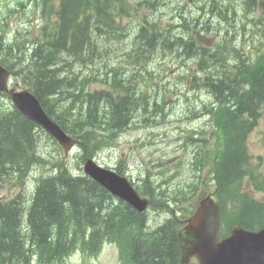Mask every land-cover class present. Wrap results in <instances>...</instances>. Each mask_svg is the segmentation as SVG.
Returning a JSON list of instances; mask_svg holds the SVG:
<instances>
[{
  "label": "trees",
  "instance_id": "trees-1",
  "mask_svg": "<svg viewBox=\"0 0 264 264\" xmlns=\"http://www.w3.org/2000/svg\"><path fill=\"white\" fill-rule=\"evenodd\" d=\"M247 1L249 2L248 4L252 2V0ZM120 2L126 4V0H120ZM118 9L119 3H116V0H65L60 16L62 27L53 40L48 55L43 54L42 56L41 53L36 58L35 56L39 48L35 46H33L32 50L24 53L28 54L30 58H35V63L28 72V81L33 93L49 114L54 113L57 115L60 123L65 122L67 124L70 112L67 109L47 106V100L54 97V94H58L59 96L61 91L66 93L74 92L71 96L72 105H78L81 99L87 96L82 92L81 87L70 83L73 79L72 76H62L61 79L59 78L62 74L64 75L62 69L63 71L68 70L70 72V69L74 65H76L77 69H80L84 65L87 60H79L76 52L79 47L86 44L90 48L94 47L90 43V38H92V20L95 23L93 30L95 38L96 31L102 30V28L104 33L110 34L111 30L108 25V19L112 15L118 14L119 11H116ZM72 34V55L74 56L69 60H64L61 56L56 58L54 54H61L63 52L62 47L66 46ZM142 37L146 40L148 38L152 45L158 43V38L149 32H144ZM204 58L205 56H203ZM58 60L66 62V65L61 64L60 66ZM71 71L74 72L75 70L72 68ZM241 71V77L244 79L242 81H238L239 77L237 74L232 77L227 74L231 78L221 75L220 82L213 83V81H210L211 84L208 85L214 100L232 101L231 110H228V113L224 116V125L232 150L229 152L226 160L223 161L219 188L223 191V197L231 196L233 199L236 197L234 181L245 170L243 156L233 154L237 147L236 137L245 134L247 128L254 127L260 115L264 116V102L261 101V97L264 96V64H261L256 71ZM119 88L121 91L126 92L123 84H120ZM239 90L245 91L247 94L242 92L240 96L235 97V92L237 91L238 93ZM76 94H78L80 101L76 99ZM100 101V98H95L91 102L93 105H98V103H101ZM138 101L139 99L133 100L125 106L127 102L121 100L120 104L115 105L117 122L114 121V123L110 124L112 126L108 125L107 127L111 134L117 133V131H120L126 125L127 119H124L125 116H121V112L128 115L131 109L138 104ZM89 116L90 118L85 117L82 120L84 123L74 127L75 133H80L87 128L99 127L97 120L101 117L93 116L92 114ZM121 119L124 122H120ZM99 130L100 132L105 131L101 127ZM32 133L33 126L22 121L17 114L12 121H6L3 129L0 131V176L25 173L31 166V153L38 146ZM95 133H98V131ZM86 140L88 142L91 141L89 136L86 137ZM241 161L244 167H242L240 172L238 170L240 169L239 165H242ZM67 176L58 173L37 184L35 193L30 200L31 208L28 211L27 230L19 224L20 215L18 207L13 214L10 213L7 218L1 219L2 229L0 230V237L2 234V239L0 251H2L4 256L10 257L11 255H18L24 252L25 243L27 242L28 248L34 251L40 250V258L44 257L45 261H60L76 244L83 242V231H86L88 227L94 226L89 233L90 238L88 243L98 237L100 232L96 228L100 224H96L105 218L104 216H100L102 208L99 204L107 198L105 192L88 181L79 180L77 182L73 180L74 178L71 177L70 173ZM160 193L163 194L164 192ZM176 193H174L175 196ZM154 195L151 189L149 197L153 199ZM262 207L264 209V206ZM125 211L131 218L128 225L134 222L140 225L143 224V218L136 216L137 214L132 212L130 208L127 207ZM244 213L254 223L263 217L264 214L261 211H255L251 207L245 209ZM254 216L258 217L252 220L251 218ZM71 228L74 229L73 235L69 234ZM21 231L28 235L22 236ZM77 232H79L78 237ZM57 234L61 235V237L52 240V236L55 237ZM158 235L160 238L151 246H146L144 243L139 244V262L143 260L146 263L152 261V264H178L176 234L170 230L169 222L158 228ZM23 237L27 241H24ZM159 241L163 244L162 249L160 251L155 249L152 253L148 254Z\"/></svg>",
  "mask_w": 264,
  "mask_h": 264
},
{
  "label": "rangeland",
  "instance_id": "rangeland-1",
  "mask_svg": "<svg viewBox=\"0 0 264 264\" xmlns=\"http://www.w3.org/2000/svg\"><path fill=\"white\" fill-rule=\"evenodd\" d=\"M177 2L178 0H155L156 4L158 5V10L155 13L152 12H146L144 13L146 15V18L148 20L154 19L159 20L161 17V24L167 25V23L173 21V24H182L183 21L176 16V8L179 6V4L176 3H167V2ZM127 3V0H126ZM250 5V4H249ZM172 19V20H171ZM187 19V18H186ZM189 21L187 20L184 24H182L183 28L189 27ZM94 26L95 23L91 22V29H92V43L94 45L95 43V36L93 35L94 32ZM103 30V28H102ZM177 35H182L184 38H186L188 31L183 29H175ZM226 32L230 33L229 35H237L240 31L237 30L236 26L233 23H230L226 27ZM33 45L30 44H24L21 48L23 53H26L30 50H32ZM240 48V46H239ZM261 53L263 52V47L261 48ZM214 60V61H213ZM124 61V57L120 58V62ZM204 61L210 65V69H214L217 65L216 63L219 62V60L213 58L209 59L208 56H205ZM208 61V62H207ZM217 61V62H215ZM93 67V62L90 60H87L84 65L79 69L76 68V65L72 67L75 71L72 72V68L70 69V72L63 71L64 75L62 74L59 78L65 76V77H75L79 81H84L88 78L89 74L91 73V69ZM165 76L169 77V85L174 90H180L181 85L177 81H173V77H175L179 73L178 66H175L173 64L170 65L168 69H162ZM88 73V74H87ZM242 71L240 70L238 72V81L244 80L243 77H241ZM77 74V75H73ZM221 76H225L226 78H231L227 76V73L225 71H221L219 73ZM229 75V74H228ZM89 79V78H88ZM159 85V84H158ZM164 86V85H162ZM164 88V87H161ZM98 90L99 88H95ZM58 90V89H56ZM187 92V90H185ZM72 93H66L61 91V94L58 96V94H54V97H51V99L47 100V106L49 107H56L61 108L63 106V102L57 100L60 97L63 96H72ZM174 95H172L173 97ZM154 103L157 105L156 110H151L150 106L147 105L145 107V103H141L138 101V104L131 109L129 114L127 115L124 112H121V116H125L124 119H127L125 122V127H122L120 131H124L129 125L130 119L133 118V113L136 109H141L142 111L145 107V109L148 111V113H152L153 117L151 119L153 120V123L156 124L157 128H147L145 131H147L145 134H140L139 131L132 128V130H135L137 132L130 135V137L137 136L139 138V148L133 144L126 143L123 140H120L119 148L118 150L111 151L110 149H106L102 155H100V160L105 165H114L118 162H124L125 165L128 167L130 172L135 176L138 173V162H139V176L142 173V169L145 171L147 169H153V164L155 162L161 161L167 163V165L170 166L171 171L169 173V179L167 180H161L155 183H150L148 185V188L145 189L146 192L149 193L151 188L160 187L165 190V193L163 194H157L154 195V200H161L168 204V198L169 200H172V198L175 196L174 193L179 192L184 189L183 186L186 188V193L191 195L194 199H196L204 190L210 189L213 184L214 180V166H213V158L214 155H208L206 157L205 154H207V151L204 147V144L198 140V138L195 136L190 140V143L192 146L188 147V150L183 146L185 145L186 138H189L194 130V127H196V131L198 133L204 132L207 136L208 132H211L212 129L203 125H199V122H194L192 124H187L184 122V113L189 115V110L184 109L180 106L179 102L174 101L172 102L171 96L166 97V101L170 104L165 103V99L163 100V97L161 94L155 95ZM213 98V94H212ZM214 99V98H213ZM197 103V102H196ZM99 105V103H98ZM124 107V106H123ZM193 107V106H192ZM94 107H92L93 109ZM125 108V107H124ZM167 110L172 114L170 117H168L165 114L163 116V112ZM187 110V111H185ZM89 113V112H88ZM154 113V114H153ZM193 113V112H192ZM149 117V114L148 116ZM260 116L258 119H260ZM257 119V120H258ZM142 121L143 118H139V121ZM140 121V122H141ZM117 122V121H115ZM120 122H124L122 119ZM257 122V121H256ZM161 124V126H159ZM256 124V123H255ZM258 125V126H257ZM257 125L254 127V129L249 133L248 139L246 142L247 147V154L249 157V166H248V172L247 177L243 180L244 184V190L242 191V194L245 195L248 198H252L256 202H264V193L260 192H254L249 186L247 182H250L251 186L253 183H256L258 186L263 185L264 187V120L260 119L257 123ZM112 126V125H110ZM251 127V126H250ZM189 129L190 132L187 133L185 136H183L180 140H177L173 138L174 136H177L179 133H181L182 130ZM32 136L34 140L38 143V147L41 145V150L44 152V157L48 158V154H50L52 157L56 156V153L54 152V148L52 145L47 144L45 141H43V137L41 135H37L36 133H32ZM171 138L163 143L158 144L156 151L158 153L148 152L149 146L145 145L142 146L143 142L150 141L152 139H166ZM189 144V143H188ZM214 148V145L211 146ZM183 148V149H182ZM235 149V148H234ZM38 155H42L38 153ZM68 161L69 165H73V167H76L77 159L74 157V154L69 158ZM185 163H187L185 167ZM41 166H44L42 163H37ZM123 165V163H121ZM239 165V164H238ZM240 169L238 171L241 172V168L244 167V165L240 164ZM242 166V167H241ZM258 166V168H257ZM235 169V168H234ZM245 169V167H244ZM79 168H75L73 171L70 172L71 177L75 178L77 173L79 172ZM39 173H35L33 176L30 175L27 179V185L32 184V180L38 175ZM237 174V173H236ZM13 184L8 183L5 184L3 188L0 189V198L4 200H8L11 198L16 191H18V188H13ZM211 190H206V192H210ZM156 206L159 209L158 218L163 215L162 208L163 206L160 205ZM235 214H229V218H234ZM256 217H252L251 219H255ZM165 220V219H163ZM162 220V221H163ZM161 221V222H162ZM160 222V223H161ZM72 264H80L79 257L76 256L71 260ZM86 264H115L114 257L111 255L109 251H105L99 258V262L95 263L92 262V260H89Z\"/></svg>",
  "mask_w": 264,
  "mask_h": 264
},
{
  "label": "water",
  "instance_id": "water-1",
  "mask_svg": "<svg viewBox=\"0 0 264 264\" xmlns=\"http://www.w3.org/2000/svg\"><path fill=\"white\" fill-rule=\"evenodd\" d=\"M0 90L4 89L5 76L0 75ZM14 99L17 102L19 109L23 114L35 121L36 123L47 129L57 140L64 143V138L62 135L44 118L41 111L37 107V104L26 94L16 95ZM65 150H68L69 146L63 144ZM103 183L105 187L110 189L112 193L118 195L120 198L124 199L126 202L131 204L133 207L141 208L142 202L138 199L136 194L122 181L117 179H105L104 177L97 178ZM203 208L201 213L206 210L208 212L209 208H214L211 202L204 200L200 203V209ZM199 209V211H200ZM199 211L196 216H199ZM210 211V210H209ZM204 220V219H202ZM201 220V221H202ZM197 221V219H196ZM209 221V220H208ZM204 225V223H203ZM211 239L209 241L201 240L197 242V245L202 249L213 253L210 245ZM235 250V254H230L231 251ZM229 255L226 260L221 258L224 255ZM188 261V257H183L182 262L185 264ZM212 264H264V230H262L256 236L243 234L239 228H235L234 237L224 243L222 246L218 247V251L214 253L212 257Z\"/></svg>",
  "mask_w": 264,
  "mask_h": 264
},
{
  "label": "bare ground",
  "instance_id": "bare-ground-1",
  "mask_svg": "<svg viewBox=\"0 0 264 264\" xmlns=\"http://www.w3.org/2000/svg\"><path fill=\"white\" fill-rule=\"evenodd\" d=\"M249 3V2H248ZM251 4V3H250ZM229 35V34H228ZM90 43L93 45V43H92V38H90ZM209 59H213L212 57H209ZM214 61V60H213ZM208 62V61H207ZM240 85V84H239ZM242 85V84H241ZM249 87V86H248ZM254 96V95H253ZM264 102V101H263ZM260 104V103H259ZM261 116V115H260ZM263 116V115H262ZM257 119V118H256ZM234 122V121H233ZM240 122V121H239ZM238 123V122H237ZM255 123V122H254ZM97 126V125H96ZM258 126V125H257ZM123 127H125V126H123ZM231 128V127H230ZM239 130V129H238ZM231 131V130H230ZM229 131V132H230ZM230 133H233V132H230ZM236 135V134H235ZM29 136V135H28ZM229 137H231V136H229ZM233 138V137H232ZM235 139V138H234ZM234 143V142H233ZM234 145V144H233ZM236 145V144H235ZM235 147V146H234ZM237 148V147H236ZM244 161V160H243ZM242 162V161H241ZM242 164H243V162H242ZM242 167V166H241ZM242 169V168H241ZM68 177V176H67ZM228 179H230V178H228ZM70 182V181H69ZM226 185V184H225ZM226 187V186H225ZM101 189V188H100ZM102 190V189H101ZM229 192V191H228ZM233 195V194H232ZM142 197L144 198V199H147V198H150L149 197V193L148 192H146L145 191V189L144 190H142ZM156 200H153V199H151V205H153V206H159V204H157L158 203V201L159 200H157L156 202H155ZM172 202V200H169V198H168V204H170ZM159 203H160V205L161 206H163V208H165L168 204H166L165 202H163V201H159ZM166 222H168V220H166V218H165V220H163L161 223H159L158 224V228L160 227V226H162L163 224H165Z\"/></svg>",
  "mask_w": 264,
  "mask_h": 264
}]
</instances>
